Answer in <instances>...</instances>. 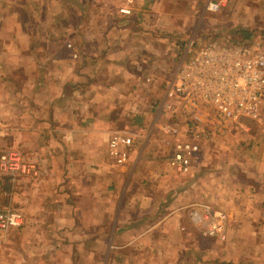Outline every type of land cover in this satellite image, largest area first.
<instances>
[{"label": "crops", "instance_id": "obj_1", "mask_svg": "<svg viewBox=\"0 0 264 264\" xmlns=\"http://www.w3.org/2000/svg\"><path fill=\"white\" fill-rule=\"evenodd\" d=\"M76 1L0 0V136L23 140L41 172L0 192L25 216L0 235V264H264V151H211L217 138L177 175L160 130L167 92L130 63L156 56L159 21L128 17L133 0H106L100 22L102 4ZM243 1L227 20L264 23V0ZM35 10L49 22L35 25ZM64 11L82 15L52 14ZM49 44L69 54L41 51ZM118 131L136 143L123 166L110 156ZM203 206L227 215L224 239L191 224Z\"/></svg>", "mask_w": 264, "mask_h": 264}, {"label": "built area", "instance_id": "obj_2", "mask_svg": "<svg viewBox=\"0 0 264 264\" xmlns=\"http://www.w3.org/2000/svg\"><path fill=\"white\" fill-rule=\"evenodd\" d=\"M223 2L215 0L209 10L219 11ZM121 13L130 15L131 9ZM195 44L177 69L159 111L161 134L168 140L165 150L172 151L167 155L168 165L181 176L192 173L202 151L215 139L235 130L247 131V121L264 129V48L249 52L241 45L217 40ZM135 144L132 135L115 132L109 140L111 158L117 165L127 164ZM22 156L19 151H5L0 170L13 180L18 174L39 178L37 163H26ZM189 219L204 236L224 239V212L210 206L193 207ZM24 223L23 211L0 206V235L21 229Z\"/></svg>", "mask_w": 264, "mask_h": 264}, {"label": "rangeland", "instance_id": "obj_3", "mask_svg": "<svg viewBox=\"0 0 264 264\" xmlns=\"http://www.w3.org/2000/svg\"><path fill=\"white\" fill-rule=\"evenodd\" d=\"M214 1L133 0L130 2L133 8L134 6L137 7V14L128 17L133 19L140 18L143 25L144 21H159L158 25L160 26L158 32L159 45L155 49V52L157 51L156 56L150 59V55H145L146 61L140 60L138 54L132 56L134 58L130 63H132L131 66H134L135 71L140 73L138 75L139 78L152 75L154 82L159 83L161 94L167 92L177 69L190 57L192 42L203 44L208 40H217L221 43L241 45L249 52L264 48V23L261 18L260 22L256 20V24H251V26L245 24L246 20L244 23H238L237 25L234 24L236 22L231 23L227 20L231 15H240L242 8L247 9V4L245 5L243 0H233L234 3H231V0H224L223 6L219 11H210V3ZM83 2L88 1L83 0ZM26 3L29 4V1ZM90 3L96 7L102 4L104 13H95V20L106 21V0H91ZM43 14L47 15V13H42L38 10L31 12L30 16L34 17L32 22L35 25H38V22H49V20H43ZM52 14L70 15L71 21H78L82 15L76 11L54 12ZM53 20L56 22L64 21L61 18ZM198 44H195V47ZM98 46L101 48L106 45L96 44V47ZM40 47L42 48L41 51L46 52L50 48V50L57 52L61 56H67L66 54H69L70 51L68 44H49L41 45ZM146 49L148 48L146 47ZM140 63H143V68ZM162 100L163 98H160L157 101L162 103ZM161 103H159L158 107ZM247 126V131L235 130L228 137L220 138L221 140L216 141V145L211 151H264V129L258 128L256 125L251 124L250 121H247ZM24 143L20 139L9 140L4 136H0V159L5 151L13 150L21 152L26 163H36V160H32V157L25 153V151L31 150L26 148ZM239 165L242 164L239 163ZM37 179L18 174L15 182V180L0 170V192L6 194L12 185L23 186V183L36 181ZM9 204L10 202L6 195L0 197V206L8 207L10 206ZM14 207L22 209L20 205H14Z\"/></svg>", "mask_w": 264, "mask_h": 264}]
</instances>
